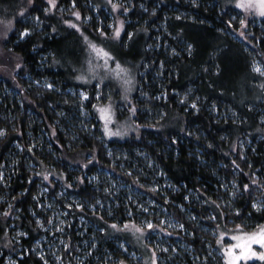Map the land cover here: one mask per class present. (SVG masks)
<instances>
[{
	"label": "trees",
	"instance_id": "16d2710c",
	"mask_svg": "<svg viewBox=\"0 0 264 264\" xmlns=\"http://www.w3.org/2000/svg\"><path fill=\"white\" fill-rule=\"evenodd\" d=\"M25 1L0 0V9L15 15L11 31L0 26V61L9 67L8 77H1L14 94L0 95L4 133L0 135V171L10 164V156H17L12 176L6 173L0 179V264L7 256L16 264H45L33 250L43 234L33 216L39 213L35 196L43 181L38 173H50L49 180L57 179L69 192L93 204L98 197H108L84 177L85 173L94 175L97 167L112 169L136 183L134 176L111 164L107 147L127 152L139 162L133 150H140L159 169V182L168 188H142L184 225L185 232L170 229L175 236L169 240L175 244L164 251L149 236L154 230L164 236L167 232L148 230L146 236H135L144 245L140 249L109 233L104 224L127 221V205L122 203L109 218L104 212H94L91 219L102 227L98 236L111 252L106 264H135L115 248L116 241L139 254L142 264H152L153 252L156 264H163L165 258L169 264H225L217 252L208 249H223L217 247L220 231L237 225L247 230L264 223V207L253 208V203L264 205V70L253 69L256 57L263 59L264 67V19L256 24L249 18V48L233 34L239 27L234 16L240 12L221 0H121L119 12L126 15L118 45L121 55L134 63L136 73L134 89L116 107V115L127 120L133 132L105 145L96 105L107 100L108 85L99 84L97 91L95 81L74 83L76 70L61 69L62 59L56 58L67 38L73 47L78 38L66 19L79 25L88 39L109 35L103 8L112 12L109 0H93L96 14L88 0H75L74 7L73 0H55L50 14L48 0H31L19 13ZM76 11L80 20L73 15ZM32 17L45 21L41 30L30 21ZM99 20L103 21L100 28ZM26 28L29 33L21 37ZM128 33L134 34L131 39ZM43 55L47 62L40 68ZM32 80H45L53 87ZM70 88L84 89L88 98L82 101ZM244 185L249 186L247 190ZM9 204L11 212H7ZM78 213L90 217L92 212L84 206ZM16 230L21 234H15ZM74 233L72 229L73 239Z\"/></svg>",
	"mask_w": 264,
	"mask_h": 264
},
{
	"label": "rangeland",
	"instance_id": "374dc122",
	"mask_svg": "<svg viewBox=\"0 0 264 264\" xmlns=\"http://www.w3.org/2000/svg\"><path fill=\"white\" fill-rule=\"evenodd\" d=\"M89 1L90 9L96 14V5L93 0ZM113 3L120 4L121 0H112ZM221 2L226 5L236 9L239 15L234 16L239 22V27L235 31L234 36L243 42L246 46L250 48L251 41L250 36L251 33L248 32V22H255L256 24L260 23L259 20H263L264 16L260 15L259 8L257 7H240L241 3H247V0H221ZM255 2V0H254ZM49 3V2H48ZM31 4V0H26L24 7L19 8V13L26 10ZM111 10L105 9L106 14V26L109 29V35L101 36L99 40L97 39H88L85 40V36L78 32V38H74V47L70 44V38H67L62 44L63 50H61L56 60L62 59V62L59 63L61 69H73L76 70V74L74 75V83L87 85L95 81V87L98 91L99 84H107L108 90L105 88L106 93V101L96 105V113L98 119L100 121V127L102 129V137L104 141L109 140H123L131 136L130 132H133L132 125L127 120H122L118 118L116 115V107L119 104L124 103L131 95V92L135 86V67L134 63L129 56H122L120 52V48L118 45V41L121 38L123 29L121 30L120 37L116 38L114 33V27L119 25L120 21H123V16L125 13L119 12L120 8L117 10L112 9V5L110 3ZM55 6L49 4L47 14L52 13ZM46 10V9H45ZM60 10V9H59ZM114 12V13H113ZM62 17L61 15H59ZM15 15H11L7 8L0 9V26H5V31L9 32L12 30L11 25L13 23V19ZM250 18V19H249ZM30 20V19H29ZM86 20V19H85ZM241 20L245 21L244 26L241 25ZM31 22L37 26L38 30L43 28V24L45 21L38 17H32ZM66 21H71V19H66ZM64 22V21H63ZM62 22V23H63ZM99 28L103 25V21L99 20ZM75 24V23H74ZM67 26L69 24L66 23ZM24 31V30H23ZM22 31V32H23ZM80 33V34H79ZM243 33V34H241ZM73 40V39H72ZM89 41L97 45L98 48H103L105 51L111 53L116 61H119L121 65L130 69V75L132 77V84L130 85L131 90L125 93L122 81L118 80L115 76L113 70H115V63L113 61H108V68L103 67L105 61L102 55H98L95 51L91 50L89 47ZM81 48V49H80ZM84 48V49H83ZM80 50V51H79ZM42 65L40 68H44L46 66V55L41 59ZM60 62V61H59ZM93 69L90 71L89 69ZM259 68L262 72L264 70L263 67V59L260 57H256L253 63V69ZM6 68L9 69L8 63L0 61V84L2 85V90H0V95L2 97L14 95L11 93L10 89L6 87L5 81L8 77V74H5ZM17 73V72H16ZM1 74L5 76L2 79ZM14 74V73H12ZM85 76L87 78L86 81L76 79L77 76ZM35 84L43 83L45 86L49 84V82L42 80L38 83L36 80H32ZM70 92H75L78 96H80L81 92H86L84 89H68ZM99 92L96 93L95 98H99ZM81 97V96H80ZM82 99V98H81ZM86 99H82L85 101ZM110 106L111 120L108 122L107 127L113 133H120L119 135H106L105 134V120L101 119V113L98 110L101 107ZM19 146V145H18ZM107 151L109 156L111 157V164L114 166H119L121 170L127 175H132L135 178L136 183H129L125 180V178L120 177L119 173H114L112 169L97 167L96 173L94 175H90L85 173L84 177L87 180V183L91 184L96 190L101 191L108 197L105 200L101 198H96V204H93L87 200H84L78 196V194L74 192H69L67 186L62 184V182L57 181V179H51L48 181L43 180L39 184V190L37 195L35 196V200L37 201V210L39 213H34L33 216L35 221L40 220L43 224V227L39 226L43 231V234L37 239L34 243L33 250L37 253L38 256L42 257L47 264H50L52 261L54 264H106L110 260L111 252L108 249H105L103 246V242L105 239L98 236V232H101L102 227H99L95 221L91 218L99 214L98 212H104L106 217H113L115 215V210L117 207L121 206V204H125L128 206L129 210L126 216L128 220L123 223L114 222L117 226L116 228H112L111 225L114 223L105 222L104 224L107 226L109 233L115 234L121 238L122 241L131 242L137 248L144 249L143 243L140 239L136 238L141 236L140 233L136 232L131 225L135 224L140 227H145L146 222H152L154 225H158L161 230L165 231L166 235H162L157 230H154L150 233V242L156 245L158 248L162 250H168V247L173 248L175 243L169 240V236L173 237V233L170 231L182 230L185 232V229L178 227L177 225H181L177 223L164 209L162 205L155 201L152 197H150L142 186H147L150 189L154 190H163L167 185H162L159 182V178L162 176L161 172L158 168L153 166V163L145 156L143 152L140 150H133V153L136 156L141 158L139 162L134 157L129 155L127 152L121 151L119 149H112L107 147ZM17 151L20 150V146ZM9 165H3L0 173L3 174V179H5L6 173H10L6 177L12 176V168L16 166L17 156H10ZM130 168V169H128ZM11 169V172L9 171ZM39 172V170H37ZM140 178L142 181H140ZM139 180V182L137 181ZM72 183V182H71ZM164 183V182H163ZM161 184V185H160ZM79 204L81 207H76ZM69 205H72L69 207ZM87 206L91 210V216H84L78 211L80 208ZM7 208H10L7 212L12 211V205L9 204ZM135 208V210L133 209ZM146 209V211H145ZM136 217L138 220H136ZM46 220V222H45ZM51 220L52 223H48ZM161 221H164L162 224ZM76 223V224H75ZM129 225L128 228H125V225ZM259 226H264L263 224H255L250 225L249 229H242L243 233H252L258 230ZM74 230V239L71 237L70 232ZM148 229L145 230L144 234L146 236ZM223 233V236H221ZM15 234H21V231L16 230ZM133 234V235H132ZM143 234V235H144ZM242 235L241 231L234 228L232 230L220 231V234L217 237V241H221L217 243V247L220 246L223 249L217 250L216 247H209L208 249L211 252H217V255L225 262V249H227L230 245H236L241 241L233 240V236ZM136 236V237H135ZM175 236V235H174ZM110 238V237H109ZM108 238V239H109ZM175 238V242L179 244V239ZM110 240V239H109ZM112 240H114L112 238ZM73 244L75 248L73 247ZM67 245V247H65ZM180 245V244H179ZM115 248L120 249L122 252L126 253L130 256L131 260L135 264H142L143 258L139 255L131 251L126 243L123 242H115ZM74 249H76L74 251ZM251 249L254 252L261 253L264 252V248H262L258 244H252ZM234 252L239 254L241 249L235 248ZM49 257V260L47 258ZM59 258V259H57ZM91 259L92 262L88 260ZM113 258H111L112 260ZM163 264H169V260L167 258L162 259ZM264 264V260L260 259L259 256H251L247 259L241 257L240 260L237 261V264ZM3 264H16L14 259L11 256H7L3 262ZM120 264V263H118ZM126 264V263H124ZM149 264V263H148Z\"/></svg>",
	"mask_w": 264,
	"mask_h": 264
},
{
	"label": "snow or ice",
	"instance_id": "6c2138e0",
	"mask_svg": "<svg viewBox=\"0 0 264 264\" xmlns=\"http://www.w3.org/2000/svg\"><path fill=\"white\" fill-rule=\"evenodd\" d=\"M48 2H49L50 5L55 6V0H48ZM109 3H111L112 9L114 11L121 7L118 3H113L112 0H109ZM74 6H75V0H73V7ZM239 6L240 7H245V8L257 7L258 6L260 15L264 16V0H255V2H254V0H247V3H241ZM123 10L124 11H128L127 8H124ZM73 15L76 17L77 20L81 19V14H80L79 11L74 12ZM65 23L69 24L73 28H76L77 31H80L79 25L74 24L71 21H65ZM244 24H245V21L241 20V25L244 26ZM123 25H124V22L120 21L119 25L114 27L113 35L116 38L120 37V33H121V30L123 29ZM28 33H29V29L26 28V29H24L23 32H21L20 35H21V37H23V36L27 35ZM81 34L83 35V33H81ZM241 34H243V33H241ZM133 35H134L133 33H128L129 39H131ZM85 40L88 41V37L85 36ZM89 47H90L91 50L95 51L98 55H102L103 56L104 61H105L103 67H105L106 69L108 68V61H113L115 63V70H113V71L115 73L116 78L118 80L122 81L123 86H125L124 87L125 93L130 91L131 90L130 85L132 84V77L130 75V69H128V68L124 67L123 65H121V63L119 61H116L115 57L111 53L105 51L103 48H98L97 45H95L94 43H92L90 41H89ZM189 48H191V45H189ZM18 67H19V65H18ZM89 70L92 71L93 69H91V67H90ZM256 71H260V69L257 67ZM76 79L84 80V81L87 80V78L85 76H83V75L77 76ZM46 87L52 88L53 85L48 84V85H46ZM97 87H99V85ZM262 87H264V86H262ZM80 96H81L82 99H87L88 98V94L86 92H81ZM192 107L195 108L196 104L193 103ZM98 110L101 113V119L105 120V129H104L105 134L106 135H119L120 133H118V132L117 133H113L107 127L108 122H110V120H111L110 106L101 107ZM133 111H135V108H133ZM3 134H4L3 130H0V135H3ZM29 150H31V148ZM233 163H235V162H233ZM37 175L42 176L43 180L48 181L50 173L41 172V173H38ZM0 179H3V174L2 173H0ZM253 183H255V181H253ZM68 186L71 187V185H68ZM248 187H249L248 185H244L245 190H247ZM213 203H215V202L213 201ZM71 206L72 205H69V207H71ZM76 207H81V205L77 204ZM217 207H219V206L217 205ZM261 207H264V205L253 203V208H255L257 210H260ZM145 211H146V209H145ZM237 214H238V210H237ZM5 215H7V213H5ZM216 218H217L216 216L211 217V219H216ZM36 223L39 226L43 227V224H42V222L40 220H37ZM48 223H52V221L49 220ZM161 223L163 224L164 221H161ZM177 226L181 227V228L184 227V225H182V224L181 225H177ZM111 227L112 228H116L117 226L115 224H113V225H111ZM124 227L128 228L129 225L126 224ZM131 227H133L136 232H138L141 235H143L146 229L154 230L155 228H157L159 226L158 225H154L152 222L149 221V222H146V229H145V227H140V226H137L135 224L131 225ZM236 228H237V230L241 231L242 235L233 236L232 239L233 240H238V241H241V242L236 244V245H230L227 249L224 250L225 251L226 264H237V261L240 260L241 257L247 259L249 257V255H251V256H259L260 259L264 260V252L257 253V252L252 251V249H251V245L252 244H258L262 248H264V226H259L258 230L255 231V232H252V233H243L242 232V229H243L242 225H237ZM221 236H223V233H221ZM220 242L221 241H219V240L217 241V243H220ZM65 247H67V245H65ZM235 248L241 249L239 254H237L236 252L233 251V249H235ZM57 259H59V258H57ZM45 264H47L46 261H45ZM120 264H124V261H121ZM152 264H156V254H155V252H153Z\"/></svg>",
	"mask_w": 264,
	"mask_h": 264
}]
</instances>
